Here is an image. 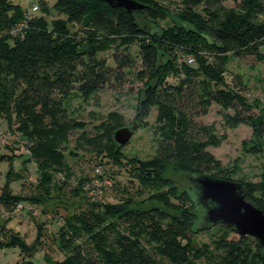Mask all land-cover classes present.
Returning <instances> with one entry per match:
<instances>
[{
    "label": "trees",
    "instance_id": "16d2710c",
    "mask_svg": "<svg viewBox=\"0 0 264 264\" xmlns=\"http://www.w3.org/2000/svg\"><path fill=\"white\" fill-rule=\"evenodd\" d=\"M138 1L146 6L129 11L106 0H57L67 18L50 24L45 17L51 10L43 0L35 3L45 16L34 13L31 18L20 3L0 0V115L8 119L9 129L13 127L26 139L29 159L42 166L39 183L49 170L70 176L67 151L111 155L119 161L121 147L114 141V132L126 126L124 115L111 112L89 130L70 114L69 103L75 91L89 98L106 86L123 84L125 68L133 66L129 53L133 44L141 48L144 69L139 76L145 81L134 124L147 125L154 110L159 135L155 157L143 163L146 175L163 177L170 164L176 163L202 173L220 169L209 147H219L227 135L213 123L198 121L213 104L225 110L226 127L250 126L259 141L250 151H263L264 110L245 96L243 78L237 74L232 84L223 71L208 70L206 55L195 45H178V30L157 36L156 41L147 40L150 21L167 19L170 10L149 0ZM180 1V15L198 29L192 36L220 67L231 57L264 62V0ZM228 1L233 5L228 6ZM23 22L25 26L18 29ZM70 23L86 33L84 44L69 36ZM169 45L189 52L196 66L187 62L180 70L178 55L163 48ZM110 49L115 50V64L98 56ZM171 75L180 76L179 81L170 82ZM76 131L75 147L70 150ZM121 162L126 160L121 158ZM241 184L246 199L264 211V179ZM69 189L77 190L76 186ZM7 197L1 194L0 203L8 211L23 200L19 194ZM71 206L59 236L65 256L53 264H264L263 244L255 236L241 235L234 226L220 222L210 242L198 241L197 236L210 228L198 224L199 216L191 210L164 208L154 199L124 208L89 201ZM19 264L36 262L27 254Z\"/></svg>",
    "mask_w": 264,
    "mask_h": 264
},
{
    "label": "rangeland",
    "instance_id": "374dc122",
    "mask_svg": "<svg viewBox=\"0 0 264 264\" xmlns=\"http://www.w3.org/2000/svg\"><path fill=\"white\" fill-rule=\"evenodd\" d=\"M13 1L27 7L40 0ZM43 1L51 10V13L45 17L48 23L67 18L56 4L57 0ZM149 2L157 3L170 11L167 19L150 21L147 40L156 41L157 36L163 38L167 32L178 30L180 35L177 40L178 45H187V48L195 45L192 47H197L206 55L207 69L214 74L223 71L229 83L233 84L235 76L239 74L245 83L244 94L247 99L264 110V62L231 57L226 66L220 67L213 54L202 50L203 46L200 44L202 42L192 36L198 29L180 15L183 8L180 0H149ZM226 4L233 5L231 1ZM43 12L40 8L35 17L45 16ZM18 24L11 27V32L18 27ZM69 25L71 28L69 36L84 44L86 33L78 25L72 23ZM186 29H190V32L187 33ZM163 48L168 53L178 55L176 65L180 70L187 62L196 66V61L190 60L189 52L171 45ZM121 50L123 48L119 51ZM262 51L264 52V47ZM114 52V49H110L99 53L98 56L108 60L109 64H115ZM129 53L133 66L125 68L126 79L123 84L117 85L116 82L113 86H106L89 98L83 97L77 91L72 94L69 103L70 114L86 123L89 130L94 129L101 119L111 112L124 115L125 125L129 127H132L137 119L141 90L145 86V81L141 80L139 72L143 71L144 67L138 44L131 45ZM179 78L180 76L171 75L168 80L176 83ZM8 92H12L11 89ZM9 109L13 111L12 108ZM224 112L221 106L213 104L207 115L198 118L199 122L215 124L220 133L227 135L226 140L219 147H209L211 153L220 162L218 173H202L176 163L170 164L167 172L161 174L164 179H161L163 177H159L157 173H155L158 176L156 179L146 175L143 163L155 157L159 139L156 111L153 110L147 119V125L143 127L138 125L129 141L121 146L118 153L119 161L111 155L99 157L82 151H78L76 155L67 151L71 174L68 184L62 189L61 185L69 178L65 174L49 170L48 176L40 180L41 183L38 182L40 174L38 168L42 166L29 159L26 139L13 127L9 129L8 119L4 120L5 118L0 115V131L6 136V139L0 138V195L4 194L7 197L11 194H19L23 198L21 203L24 205L23 210L16 212V205L8 211L0 203V224H5L2 229L0 228V264H19L27 254L32 255L36 264H53L63 259L65 252L60 246L59 236L73 202H110L124 208L130 203L154 199L164 208L194 211L199 216L198 224L203 222L206 211L202 204H198L199 188L193 182L198 175L204 174L239 183H257L264 179V143L261 153H252L250 147L259 142L254 137L252 128L244 124L237 128L226 127L223 120ZM228 112L233 113V110ZM78 134V131L73 133L70 150L75 147L74 138ZM121 158L125 159L126 163L121 162ZM74 186L77 190L71 192L69 188ZM218 228L217 224L208 231L201 232L197 240L210 242Z\"/></svg>",
    "mask_w": 264,
    "mask_h": 264
},
{
    "label": "water",
    "instance_id": "95a60500",
    "mask_svg": "<svg viewBox=\"0 0 264 264\" xmlns=\"http://www.w3.org/2000/svg\"><path fill=\"white\" fill-rule=\"evenodd\" d=\"M114 7H124L129 11L142 9L146 5L138 0H106ZM138 125L122 126L114 132L118 147L126 144ZM193 182L198 185V204H202L206 214L203 226L212 228L218 223L234 226L241 235H252L264 246V211L246 199L241 183L233 180L217 179L204 174Z\"/></svg>",
    "mask_w": 264,
    "mask_h": 264
},
{
    "label": "built area",
    "instance_id": "2783aa9c",
    "mask_svg": "<svg viewBox=\"0 0 264 264\" xmlns=\"http://www.w3.org/2000/svg\"><path fill=\"white\" fill-rule=\"evenodd\" d=\"M39 10H40L39 4L38 3H34L33 5L26 7L25 15H26L27 18H31L32 15L34 13H36L37 11H39ZM23 26H25V22H23L22 26H20L18 29H21ZM190 60L193 61V59H190ZM0 138L6 139L5 133L2 132V131H0ZM23 209H24V205L21 202L18 203L16 205V207H15L16 212H20Z\"/></svg>",
    "mask_w": 264,
    "mask_h": 264
}]
</instances>
